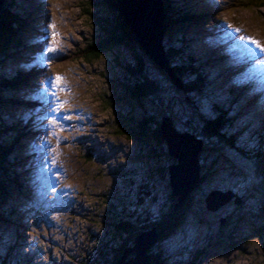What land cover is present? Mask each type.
Here are the masks:
<instances>
[{"label": "rangeland", "instance_id": "obj_1", "mask_svg": "<svg viewBox=\"0 0 264 264\" xmlns=\"http://www.w3.org/2000/svg\"><path fill=\"white\" fill-rule=\"evenodd\" d=\"M100 1H19L30 14V29L24 36L29 47L25 52L27 60H6L0 67V75L7 77L12 73L13 64L19 69L37 66L39 71L29 86L15 91L22 102H14L12 112L0 109L1 121L7 123L5 119H15L16 129L22 128L20 132L29 133L25 136L23 133L21 146L14 148L13 145L3 162L6 175L15 178L21 192L17 195L10 192L0 203V213L8 219L0 222V264H36L35 261H42L41 264H103L104 256L116 250L117 240H124L123 234L113 233L120 223L130 222L134 226V221L147 224L157 221L167 212L175 215L169 213L170 202L164 197L169 188L165 189V176L162 175L161 179L154 172L157 169L155 157L150 154L149 147L144 141L121 135L116 128L117 119L124 118V115L134 118L126 125H134L142 114L133 102L129 103L127 95L122 91L119 93V84L127 75L124 68H132L136 56L120 48L90 62L78 58L77 52L88 43L96 44L103 39L95 26L96 18L86 15L83 10L88 9L99 17L104 10L108 11ZM210 1L212 10L209 14L212 18L192 26L190 32L201 35L202 40L212 47L218 40L213 28H223L220 31L222 41L226 42L224 37L231 40L227 42L229 46H221L223 50L220 54L223 56L218 61L225 67L233 62L228 56L231 45L243 44L246 64L235 65L240 69L232 72L231 79L235 96L240 98L241 87L244 90L241 95L243 101L251 100L253 104L246 109L248 130L241 129L239 135L237 128H233L238 133L235 144L243 147L245 144L247 152L264 157V145L260 140L264 139V116L260 112V109L264 110V92L257 91L258 86L254 84L250 90L246 89L245 81L239 79L241 74L245 75L246 67L264 70V53L247 42L255 40L264 46V0ZM33 3L37 7H33ZM241 36L245 40L242 41ZM49 48L53 51L49 52ZM248 51L254 53V58L258 60H250L252 56ZM143 59L152 76L156 75L158 80L163 81L158 68L145 56ZM56 77H60L61 82L53 88L52 81ZM209 85H201V91L206 95L199 100V105L202 108V102L204 110L209 108L205 101L210 96ZM222 86L220 91L224 94L229 84L223 83ZM43 94L50 97L52 104L60 103L63 107L55 112L43 107L35 99ZM195 95L198 98L201 94ZM217 98L220 103L225 101V97L218 95ZM30 100L35 103H30ZM173 101L172 120L180 132L182 129L189 131L188 118L200 124L191 103L187 108L176 98ZM145 102L154 115L161 114L159 109L163 103L161 106L159 102L148 99ZM253 108L255 110L250 118L249 112ZM49 116L53 118V127L52 135L48 133V137L59 136L62 139L50 141L51 154L41 160L33 154V149L36 146L38 150L41 142L37 129L51 125L48 123ZM65 116L69 118L64 119ZM80 124L83 130L66 134V130L72 129L73 125L78 129ZM4 133L3 139L11 131L4 128ZM94 145L99 151L94 149ZM13 152H17V157L22 155L19 162ZM207 154L212 156L210 152ZM234 162L228 165L227 161L217 162V173L210 177V174L207 175L210 171H204L206 174L203 173L205 176L200 188L210 186L207 181L210 183L211 180L215 189L230 190L241 198V203L236 205L232 199L215 211H209L203 197L194 191L179 212L182 215L175 226L162 238L158 247L154 245L156 250L153 253H161L158 264H264V221L258 210L262 206L264 192L261 188L252 189L253 178L257 179L252 166L239 160ZM31 164L35 173L34 182L27 177ZM159 164L164 166L165 162L160 161ZM206 165L216 169L213 161ZM206 175L211 179L208 180ZM221 220H224L222 225Z\"/></svg>", "mask_w": 264, "mask_h": 264}, {"label": "trees", "instance_id": "obj_2", "mask_svg": "<svg viewBox=\"0 0 264 264\" xmlns=\"http://www.w3.org/2000/svg\"><path fill=\"white\" fill-rule=\"evenodd\" d=\"M103 1L110 9H112V0ZM160 1L164 16L162 20V44L164 47V54L174 75L181 82L183 90H176L172 85H170L169 80L166 81L163 79V81H161L158 80L156 75V77L154 75L152 76L151 70L148 68L146 69L145 59H143V57H135V65L132 68H130V66H126L124 68L127 75L125 79L122 78V81L119 84V93L122 91L125 95H127L129 97V103L134 99L138 101L141 106L145 101H147V99L159 102L161 106L163 103V107L159 109L161 113H159L160 115H153V117L145 118L143 112L141 117L135 121L134 125H126L127 122L130 123L134 120L133 117L124 115V118L120 120L117 119L116 128L119 129L120 134H125L129 138L137 140H144L147 137L149 130L154 132V136L157 140H159V124L162 117L168 118L173 124L172 117L174 116L175 108L173 98H176L181 105L184 103L187 108L188 103H191V105L194 106V110L198 111V102L195 94L198 91L201 93L199 88H201L202 83L206 81L204 76H201L199 73V69L205 66V64L193 54L194 51H191L188 47L187 40L186 44L183 39L184 31L188 30L191 23H193L191 21L202 20V16H199L201 9H192L190 7L191 4L189 5V0ZM14 10H17L15 0H0V67L3 63H5L6 59L12 58L14 61L18 59L16 53L21 43L23 21L17 15L13 14ZM83 10L86 15L96 18L95 26L100 31L103 39L99 40L96 44L88 43L85 48L77 52V55H79L78 58L83 59L86 62H90L91 59H99L103 54L113 51L114 49L119 50L120 48L123 49L124 47H129V36L127 32L120 27V25H118V27H112L110 24L109 27L104 22H101L95 13H91L88 9ZM176 35L178 37L180 36L178 41L176 40ZM190 75L194 76L193 81H189ZM11 82H18V79L13 81L0 75V109L9 110L11 98L7 93L10 92L8 87L11 85L9 84ZM129 94L132 96L130 97ZM161 95H163V97ZM165 98H167L168 101ZM227 115L228 114L226 112L218 111L216 118L206 119V117L203 118L202 116H199V119L203 122L201 126L195 124L191 118L187 119H190L187 123L189 130H191L190 133L197 139L202 140L203 144H205L202 147L200 154H198L200 179L197 186L192 191L190 196L182 201L178 207H176L175 205L177 204V199L170 195L166 185L165 189L168 191L164 197H166L167 201L169 200L170 202L169 213H174L175 215L172 216V214H167V212L154 222L139 224L137 221H134V226L130 222H122L118 228L115 227L116 229L114 228L113 233L115 232L116 235L121 233L125 237L122 241L117 240L116 250L114 253L108 252L107 255L104 256L105 259L103 260V264H116L123 251L128 247H132L135 237L142 232L154 229L157 236H159L158 240L161 241L162 238L169 233L171 228L175 226L177 220L182 215V213L179 212L182 211L186 202L190 200L194 191H197L205 200L210 190L220 189L218 187L215 189L216 187H214L211 183V180L210 183L207 181V184H210V186L205 188L202 186V190L200 188L202 180L206 174L205 172L210 171V173L207 174H210L208 177L213 176L214 172L217 173V162L227 161L226 164L228 165V163H235L234 160H239L245 165L252 166L254 174L257 177L256 180L253 178L254 181L252 189L256 190L261 188L264 192V157L262 154L253 155L247 152L243 146L235 144V139H237L235 136L237 137L239 131L237 129L238 133H236L233 130L234 127L237 128V125H235V118H229ZM173 127L177 130L174 124ZM4 128L5 124L0 120V203H2L6 195H9L10 192H12L11 190H13L16 185L15 178L13 179L6 175V167L4 168L5 164H3V162L4 159L6 160V156L12 148V142L18 134L17 131L11 132L9 135L6 134V138L3 139L2 135L4 133ZM261 142L262 144L264 143L263 139H261ZM207 152L212 153V156H209ZM160 153L162 159L165 161V165L156 169L154 172L162 179L167 173V167L172 163H175V160L170 158L164 149ZM160 161L161 160H159V162ZM211 161L215 163L216 169L214 168L212 170L211 165H206ZM205 166H207L206 169ZM123 173L126 174L125 172ZM203 173L205 174L203 175ZM151 179L153 180V178ZM15 188H17V186H15ZM152 189H154L153 186ZM227 191L231 192L230 190ZM263 200L264 198L261 201L262 205ZM258 210L260 212L259 216L264 221V214L261 212V206ZM111 236L116 238L115 235ZM154 245L158 247L157 245H159V243H154ZM154 245L147 251V255H149V264H158L161 258L160 251L158 252L159 254L153 253V251L156 250ZM133 255L134 254H130L129 257ZM1 264H4V262Z\"/></svg>", "mask_w": 264, "mask_h": 264}, {"label": "water", "instance_id": "obj_3", "mask_svg": "<svg viewBox=\"0 0 264 264\" xmlns=\"http://www.w3.org/2000/svg\"><path fill=\"white\" fill-rule=\"evenodd\" d=\"M112 2L114 6L112 5V9H110L103 0L100 1V4L108 9V11L104 10L98 17L100 21L109 27L110 24L112 27L120 25L129 36L130 45L128 48L124 47L123 49H127L136 57L145 56L149 63L158 68L162 77L169 80L170 85L180 91L182 85L169 66L162 45V20L164 16L161 1L112 0ZM131 102L138 109H141L142 113L144 112L145 118L153 117L154 113H152L153 111L148 103L144 102L141 106L135 99ZM159 132V140L154 136V132L149 130L147 137L138 141H144L145 146L149 147L150 154L155 157V167L157 169L162 167L159 160L164 161L160 153L163 149L170 158L175 160V163L167 167L164 180L169 188L170 195L177 199L175 206L178 207L182 201L190 196L199 182L198 154H200L203 147V141L188 132H178L166 117L161 118ZM232 199H234L233 202L236 205H239L242 201L240 197L229 191H209L205 199L206 209L215 211ZM261 212L264 214V201ZM223 222L224 220H221L220 225ZM157 239L158 236L154 229L138 234L133 241V246L123 251L116 264H149L147 251ZM130 254L134 255L129 257Z\"/></svg>", "mask_w": 264, "mask_h": 264}, {"label": "bare ground", "instance_id": "obj_4", "mask_svg": "<svg viewBox=\"0 0 264 264\" xmlns=\"http://www.w3.org/2000/svg\"><path fill=\"white\" fill-rule=\"evenodd\" d=\"M41 2V1H40ZM59 2V1H58ZM21 3V2H20ZM41 7V6H40ZM61 15V14H60ZM39 18V17H38ZM208 22V21H207ZM223 28H221L220 26H216L213 28V33L217 36L218 40L217 42H220L223 40V37L220 35V31H222ZM226 42H229L231 41L230 40V37H224ZM32 39V38H31ZM212 40V39H211ZM207 42V41H206ZM208 43V42H207ZM209 43H211L209 41ZM228 44V43H227ZM229 46V44H228ZM212 47L213 49L208 53L206 54V57H207V61H208V65H211L213 64V58H214V55H215V51H217V46L215 44H212ZM244 49L243 47V44L241 45H231V47L228 49L229 51V55L228 56H231L232 57V63H229V66L228 67H225L223 65H221L218 61V59L215 61L216 64V71L214 69V71L212 70V67L209 66L210 70L207 69V72L209 73L210 71L213 75V78L217 81L218 79L221 78V74L223 73L224 75L222 76H225V79H227V82H231L232 79L229 75V69H235L237 65H240V63H243L246 64V59L243 55L244 52H242V50ZM240 52H242V54H240ZM248 54H251L252 58L250 60L254 61V60H258L257 58L255 59L253 54L251 51H248ZM217 58V57H215ZM242 60V62H241ZM260 63H262L261 61H259ZM250 63V61H249ZM236 65V66H235ZM252 69H250V67H246L245 70H246V74L245 75H242L239 77V79L241 81H245V83H256L255 86H258L256 87L259 91L263 92L264 91V70H262L261 68L257 69L255 67H251ZM236 69H240V68H236ZM229 75V76H228ZM223 78V77H222ZM210 79H212L210 77ZM257 79V81H256ZM205 80V79H204ZM220 82V81H219ZM211 84V83H210ZM223 84V83H222ZM257 90V91H258ZM41 93V92H40ZM258 93V92H257ZM253 96V95H252ZM41 101L40 103L43 104V107H47V108H51L52 109H57L56 108V105L57 104H60V103H56V104H52L53 102H51L50 100V97L43 94L41 97ZM21 99V98H20ZM38 99V98H37ZM263 99V98H262ZM24 100V99H23ZM215 100L217 101L218 98L216 97ZM55 101V100H54ZM205 101L209 104L210 102L212 103L213 100L211 98L209 99H205ZM22 102V101H21ZM219 102V101H218ZM32 105V104H31ZM62 105V104H61ZM201 105H202V102H201ZM203 106V105H202ZM218 106V105H217ZM209 106H207L208 108ZM221 107V106H220ZM233 109H236V107H232ZM206 109V108H205ZM209 109V108H208ZM207 109V110H208ZM80 111V110H79ZM55 112V111H53ZM23 115V114H22ZM17 117V116H16ZM62 121V119H61ZM63 122V121H62ZM52 124L51 125H47L45 128H41V129H37L38 130V135L41 137V142L39 143V146H38V150H36V146H35V150L33 149V154H35V156L37 155V157H39V159H43L44 157H47L49 154H51V146L49 144L50 141H60V139H62V137H51L49 138L48 137V133L50 135H52ZM26 129V128H25ZM32 129V128H31ZM63 129V128H62ZM79 129L83 130L82 129V126L80 124V127L77 129V127L75 125H73L72 129H68L66 130V134H71V131H73L74 133H76V131H78ZM55 132V131H54ZM193 135V134H192ZM23 136V135H22ZM62 148V147H61ZM24 152V151H23ZM30 152V151H29ZM36 158V157H35ZM30 160V158H28ZM48 159V158H46ZM51 164V163H50ZM29 167V164L27 165ZM52 167V166H51ZM50 168V167H49ZM27 171V170H26ZM40 172V171H39ZM40 174V173H39ZM27 177H30L32 179V181L34 182V177H35V173L33 174V168H32V164L30 166V173L27 175ZM33 177V178H32ZM41 178V177H40ZM22 188V187H21ZM12 191V190H11ZM1 208H2V205H1ZM4 208V207H3ZM2 211V210H1ZM12 218H13V215L11 214ZM11 218V219H12ZM29 236V235H27ZM21 239H23V237H20ZM21 242V241H20ZM24 248V247H23ZM160 249V248H159ZM15 251V250H14ZM162 251V249H161ZM161 254V253H160ZM24 255V254H23ZM24 258L27 259V257L24 255ZM54 259V258H53ZM56 260V259H55ZM36 264H41L42 261H35ZM34 263V262H33ZM23 264V263H22Z\"/></svg>", "mask_w": 264, "mask_h": 264}, {"label": "snow or ice", "instance_id": "obj_5", "mask_svg": "<svg viewBox=\"0 0 264 264\" xmlns=\"http://www.w3.org/2000/svg\"><path fill=\"white\" fill-rule=\"evenodd\" d=\"M240 39L243 41L245 40V38L243 36L240 37ZM248 43L254 45L257 49H259V51L261 53H264V46H261L260 44H258L255 40H249L247 41ZM49 52L53 51V49L49 48L48 49ZM61 82V78L60 77H56L53 81H52V85H53V88H55L56 86H58ZM63 105L61 104H57L56 105V108H62ZM52 111H55V109H52ZM69 117L65 116L64 119H68ZM43 119V118H41ZM48 123L51 124L53 123V118L51 116L48 117Z\"/></svg>", "mask_w": 264, "mask_h": 264}]
</instances>
